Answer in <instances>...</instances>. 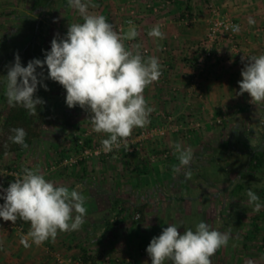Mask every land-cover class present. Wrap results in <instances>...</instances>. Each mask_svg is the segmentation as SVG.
Instances as JSON below:
<instances>
[{
    "label": "rangeland",
    "instance_id": "rangeland-1",
    "mask_svg": "<svg viewBox=\"0 0 264 264\" xmlns=\"http://www.w3.org/2000/svg\"><path fill=\"white\" fill-rule=\"evenodd\" d=\"M1 2L7 3L4 7H1L0 11V94H3V72L8 71V66L14 63V58L9 60L5 58L9 51L16 53L31 43H36L41 48L42 53L50 51L51 40L56 34L63 38L69 24L82 23L83 21L75 9L72 13L66 11L62 7L61 0H58L55 8L44 16L39 11L34 13L33 0H6ZM92 2L96 5L94 7L96 14L102 15L105 3L102 0H92ZM257 2H260L259 6H261L259 11L264 14V0H257ZM123 11H126V9ZM26 14L30 18L27 17L24 20V17H21L22 20L19 22L20 16ZM116 19L114 23L113 20L107 18L114 30L117 31L118 26L122 24L125 30L128 28L125 23L127 20L126 15L116 16ZM38 20H42V37H34L33 25ZM7 38H9L7 43L2 42ZM126 45L128 46V44ZM8 47L10 48L8 49ZM196 50L199 51L200 47H196ZM45 68L41 71L44 75L43 83L47 85L48 90L39 85L37 90L48 92L56 98V94L66 90L57 82L46 78L47 67ZM150 88L151 86L146 90H150ZM191 88L197 97L188 98L187 109L184 107L178 112L151 113L150 123L144 128L133 130L132 135L127 140V147L122 145L120 149H114L110 154L103 157H91V159H87V164L89 162V166L91 164V167H94L93 163L97 162L103 166L106 160L110 158L116 160L130 155H137L142 162L146 161L147 171H144L146 173L143 172L141 176L136 175L138 180H140V177L143 180L142 183L140 181L143 191H140V193H142L144 201H141V196L136 194L137 192L128 190L124 194L126 199L123 198L125 203L122 204H136L139 201L143 204L137 207L129 205L125 207V213L129 220L128 224L133 223L134 225L132 232H129L130 226H126L119 231V235L124 238V233H128L131 242L129 245L134 242L135 238H139L142 242L146 241L145 245L148 246L151 239L159 236L163 228L169 224L177 225L179 227L178 231L181 233L188 228L195 230V224L200 221L206 222L210 228H213L215 227L213 219L218 217L219 223V219H221L222 232L230 233L227 245L222 247L220 251L222 253L221 263L263 264L261 262L264 261L262 257L264 254L261 249L264 244V207H261L260 211L257 212L254 210V204L249 203L248 197L244 201L234 200L231 197L232 188L237 183V174L230 164L235 162L237 158V155H232L234 154L232 153L233 148L243 150L244 146L249 148L259 146L260 138L264 134V103L252 104L250 96L246 95L245 97L242 96V103L249 101V104H244L240 111L229 112V109H226L219 113H208V117H205V114L198 113L190 105L191 103L198 104L197 98L200 99L201 94L196 93L199 90V82L195 80ZM146 98L148 99V97ZM3 102L4 106L1 105L2 107H0V122L4 121L3 111L6 110L4 108L8 104L5 99ZM1 104L3 103L1 102ZM89 118L90 114L88 112L76 106L73 116L74 126L68 130L69 132L61 123H57L58 121L46 124L41 138L43 142L35 145L32 154L26 156V158L22 157L21 164L17 167H12V163L9 161V165L4 168V171L8 176H12V172H21L24 167L39 168L47 180L58 185H66L69 188L73 185L76 173L81 172L83 163H79L74 167L67 166L64 163L62 158L72 149L70 144L72 138L68 140V137L65 138L64 135L70 133L75 138L76 136L84 137L85 134H88V137L94 140V146L100 148L102 147L101 141L107 138V134L96 133L93 130ZM157 128H162L164 134L142 141L139 139L142 132H149ZM202 137L212 138L211 142L200 143L199 139ZM176 143L181 144L185 149L190 148L193 152L190 179H186L184 175L187 169L181 167L179 172L174 171V166L179 165V161L173 155ZM79 151H74L67 158H80ZM234 152L237 154L239 151L234 150ZM127 178L135 177L128 174ZM94 182H98V180H94ZM258 186L262 189L264 183L258 184ZM259 197V202L264 205V198ZM216 204H218V212L211 215L209 212ZM138 208H141L142 212H138ZM93 212L97 213L98 211ZM256 214L261 217L259 220L254 219ZM138 215L139 218H137ZM141 217L143 221L137 222ZM110 218L112 220L115 217L112 215ZM255 221L262 229L252 241L248 242L246 236L252 232ZM11 226L23 227V225H18L17 222L12 223ZM17 228L14 230H17ZM18 232H25V228ZM113 236L117 248L126 244V242H118L115 235ZM147 246L141 248L139 252H145ZM56 252L64 256L62 252L57 250L51 251L52 254ZM134 257L131 255L126 259L123 258V261H119L117 264H129L128 260L134 259ZM64 258L67 261L71 259L73 262L71 264L79 263L73 258L67 256H64ZM118 259L120 260V257ZM56 264L58 263L56 262Z\"/></svg>",
    "mask_w": 264,
    "mask_h": 264
},
{
    "label": "clouds",
    "instance_id": "clouds-1",
    "mask_svg": "<svg viewBox=\"0 0 264 264\" xmlns=\"http://www.w3.org/2000/svg\"><path fill=\"white\" fill-rule=\"evenodd\" d=\"M67 5L79 13L83 22L69 24L63 38L56 34L44 60L33 59L22 66L19 54L15 55L5 76L8 103L20 105L35 115L37 107L44 103L35 95L38 85L48 90L43 83V71L37 69L43 70L46 65V78L66 90V105L88 112L93 130L107 134L101 144L106 153H111L122 145L127 147L135 128L150 123L154 109L144 91L159 80L162 65L158 57L142 53V44L126 45V41H135L140 34L133 21L127 22L126 31L118 32L104 15L90 13L89 8L96 7L92 0H67ZM249 23L255 21L250 19ZM232 30L237 31L238 26L233 25ZM147 34L157 40L165 39L159 24ZM247 60L238 82L239 95L247 93L255 105L264 103V54ZM11 132L9 140L26 149V131L12 128ZM173 155L179 161L174 171L185 168V178L190 179L192 150L176 143ZM78 188L70 190L47 180L39 168L24 167L7 188L0 185V199L4 201L0 204V218L13 224L18 219L29 223L27 236L37 246L49 240L54 242L59 233L78 231L85 223L87 198ZM246 194L255 211L264 207L251 189ZM178 229L169 224L151 239L146 248L151 264H212L211 257L230 239V233L210 229L203 221L195 224V230L188 228L181 233ZM21 243L31 246L23 238Z\"/></svg>",
    "mask_w": 264,
    "mask_h": 264
},
{
    "label": "crops",
    "instance_id": "crops-1",
    "mask_svg": "<svg viewBox=\"0 0 264 264\" xmlns=\"http://www.w3.org/2000/svg\"><path fill=\"white\" fill-rule=\"evenodd\" d=\"M1 1L5 2L6 0H0V11L1 7L7 4ZM102 2L105 3L102 15L113 20L112 22L115 23L116 16L120 17L122 14L126 15L127 19L135 20L140 34L135 41H126L128 46L140 43L142 44L141 51L148 49L150 50L149 56L154 55L159 58L162 75L158 81L150 85V90L145 89L144 91L145 98L148 97L146 100L149 106L154 109L152 113L178 112L184 107L187 109L188 98L197 97L191 88L195 80L199 82V90L196 93L201 95L200 99L197 98L198 104L191 103L190 105L198 113L205 114V117H208V113H219L226 109H229V112L240 111L244 104H249V101L242 103V96L245 97L248 94L239 95L238 82L242 79L241 70L248 62L247 57L264 54V14L259 11L260 2L258 3L257 0H158L157 2L151 0H102ZM215 7L219 8L225 16L241 24L239 42L242 51L240 54H236L232 51L231 46L224 42L218 47L214 58L210 59L205 68L200 71L196 67L200 50H196V47H200L206 36L212 9ZM124 9L126 11H123ZM89 11L96 14L95 8H89ZM186 19L187 23L189 21L187 25L183 23ZM250 19L255 23L250 24ZM156 24L161 25L165 39L157 40L148 36V31ZM165 64L168 68H164ZM2 98L3 94H0V107L4 106ZM10 107L9 103L5 106L4 117L2 116L4 119L10 111ZM2 124L3 121L0 122V130ZM211 139L202 137L199 141L205 144L208 141L211 142ZM42 142L41 139L35 145ZM35 145L26 154H8L0 163V185L3 188H7L14 180L4 171V168L9 165V161L12 163V167H17L21 164L22 157L26 158L34 152ZM106 163L101 166L94 162V167H91V164L89 166V162L88 164L86 162L82 165L81 172L76 173L73 185L69 186L70 190L79 186L78 190L87 198L85 203L87 214L84 218L85 223L80 230L59 233L54 242L49 240L37 246L27 236L30 229L29 223L17 220V224L23 225L22 228H25V232L22 233L12 229L11 221H4L0 218V264H56L51 253L54 250L62 252L64 256L78 262L79 258L87 251L90 254H101L98 264H117L119 261L122 262L123 258L126 259L131 255L135 256L134 264H151V258L147 252H139L141 248L147 246L145 245L146 241L142 242L141 239L135 238L134 242L129 245L131 242L128 233H124V238L119 235V231L126 226H130L131 231L129 230V232H132L134 225L133 223L128 224L125 207L143 205L141 203L144 201V197L140 193L143 180L142 177L138 180L136 175L141 176L144 171H147L146 161L142 162L137 155H130L116 160L110 158L106 160ZM128 174L135 178H127ZM94 180H98V182H94ZM127 190L137 192L136 194L141 196L142 202L122 204L125 203L123 198L126 199L124 194ZM2 203L4 201L0 199V204ZM217 205L212 207L209 212L211 215L217 214ZM95 210L98 212L94 213ZM118 210L123 212L122 217L117 214ZM112 215L115 218L111 220ZM213 221L215 227L210 229L222 232L221 219H219L220 223L218 217ZM111 223L115 225L112 226ZM113 235L118 242H126V244L117 248ZM22 238L28 240L31 246L25 247L21 243ZM259 249L261 248L259 247ZM220 251L221 249L211 257L212 264H223ZM261 263L264 264V261L262 260Z\"/></svg>",
    "mask_w": 264,
    "mask_h": 264
},
{
    "label": "trees",
    "instance_id": "trees-1",
    "mask_svg": "<svg viewBox=\"0 0 264 264\" xmlns=\"http://www.w3.org/2000/svg\"><path fill=\"white\" fill-rule=\"evenodd\" d=\"M34 13L38 11L44 16L45 14H49L52 9L55 8L58 0H33ZM62 7L72 13L73 9L68 7L67 0H61ZM49 10V12H48ZM26 16V17H25ZM20 16L19 22L22 20L21 17H24V20L30 16L25 15ZM28 18V19H29ZM42 20L36 21L33 25L34 29V37H42ZM14 31V30H13ZM14 34V33H13ZM9 38L2 41L7 43ZM1 44V43H0ZM3 44V43H2ZM1 48V47H0ZM10 47H8L9 49ZM2 52V51H1ZM19 54L20 61L22 66H27V63L33 59L44 60V53L41 52V48L37 46L36 43H31L26 48L18 50L16 53H11L9 51L8 55H6V60L15 58L16 54ZM1 54V53H0ZM46 67V65H45ZM44 67V69H46ZM43 69V70H44ZM41 69H37V72H40ZM7 70L3 72L2 75V85H3V99L8 100L6 96V76ZM36 96L42 98L44 103L37 107V113L35 115H30L28 110L23 108L20 105H11L10 111L8 115L5 117L3 124L0 130V163L5 159L8 154H26L31 151L36 142L41 141L43 137V128L46 124L61 123L63 127L68 131L70 128H73V116L76 107L69 108L66 105L65 97L66 91L62 93L56 94V98L50 95L48 92L37 90L35 93ZM59 115V116H58ZM12 128H23L27 135L25 138V142L28 147L22 148L18 144H14L9 140V136L13 133L11 132ZM69 132V131H68ZM73 134L64 135L65 138L68 137V140L72 138L70 144L72 149L66 153V157L64 156L62 160H65L71 153L77 150L85 151L87 149L94 148V140L91 137H80L76 136L75 138L72 136ZM81 139H84L83 144L81 145ZM43 141V140H42ZM234 150L239 151L235 154ZM233 156L237 155L236 161L230 164L233 167V171L237 174V183L234 185L231 191V197L234 200L244 201L247 199V191L251 189L258 196H262L264 198V188L260 189L258 184H263L264 182V134L262 138H260V144L257 147L249 148L247 146L243 147V150H239V148H233L232 150ZM85 164L87 159L82 160ZM117 209V208H116ZM138 212H142L141 208L137 209ZM122 217L123 212L121 210L117 211ZM261 217L259 214L254 216V219L259 220ZM143 221L141 217L137 222ZM256 222V221H255ZM135 223V222H134ZM114 226V223H111ZM261 226L256 222L254 224V228L251 233L247 234V241H252L255 235L261 231ZM262 250V249H261ZM263 251V250H262ZM264 254V253H263ZM264 258V255H263ZM101 259V254H90L85 251L83 256L79 258L80 264H98Z\"/></svg>",
    "mask_w": 264,
    "mask_h": 264
},
{
    "label": "built area",
    "instance_id": "built-area-1",
    "mask_svg": "<svg viewBox=\"0 0 264 264\" xmlns=\"http://www.w3.org/2000/svg\"><path fill=\"white\" fill-rule=\"evenodd\" d=\"M152 2H157L158 0H151ZM131 20L135 24V20L133 18H129L125 21V23L128 25V21ZM184 24L187 23V19L184 20ZM238 26L237 31L232 30V26ZM124 25H119L117 28L118 32L124 31ZM242 26L240 23L236 22L230 17L225 16L222 14L221 10L219 8H213L212 9V17L210 20V26L208 29V32L203 40V42L200 45V51H199V58L196 64V67L202 71L205 66L207 65L208 61L212 58H214L215 53L218 49V47L222 43H227L229 46H231L232 51L236 54H240L242 49L240 47L239 42V36L241 35ZM142 53L145 56L150 55V50L145 49L142 51ZM164 68H168V66L165 64ZM220 121V120H219ZM164 134L162 128H157L149 132H142L140 134L139 139L142 141L143 139H149L150 137H155L156 135ZM86 137H88V134H85ZM84 139H81L80 144H83ZM110 153H106L103 148L101 147H94L92 149H87L85 151L80 152V158L78 157H71L64 160V163L67 166H77V164L80 163L83 159H91V157H103L105 155H108ZM19 172H12L11 177L15 178V174ZM140 216L138 215L137 218ZM17 227H12V229H16ZM18 231H22V227L17 228ZM263 253H264V244L262 247ZM55 261L58 264H71L73 263L71 259L68 261L64 258V256L58 252L53 254ZM129 264H132L134 262L133 259L128 260ZM79 264V263H74Z\"/></svg>",
    "mask_w": 264,
    "mask_h": 264
}]
</instances>
